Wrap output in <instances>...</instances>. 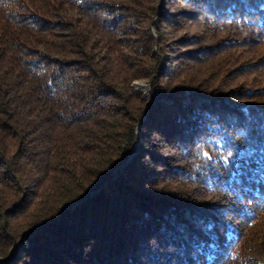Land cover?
<instances>
[{"label":"trees","instance_id":"1","mask_svg":"<svg viewBox=\"0 0 264 264\" xmlns=\"http://www.w3.org/2000/svg\"><path fill=\"white\" fill-rule=\"evenodd\" d=\"M263 44L264 0H0V264H264Z\"/></svg>","mask_w":264,"mask_h":264},{"label":"rangeland","instance_id":"2","mask_svg":"<svg viewBox=\"0 0 264 264\" xmlns=\"http://www.w3.org/2000/svg\"><path fill=\"white\" fill-rule=\"evenodd\" d=\"M257 50H258L257 52H260V53H262L264 55V44L262 46H260V47H257ZM260 60H261L260 64H264V57L261 58ZM218 67H220V66H218ZM231 68H233V70L230 71L228 76L225 77V79L227 81H229V82L235 80L238 77L237 72H235V68H237V64L233 63L230 67L225 68L224 70L225 71H229V70H231ZM215 70H216V68H212L210 71H215ZM246 76H242L243 78L240 76L241 78L238 79V81H234L233 83H231L229 87L234 88V89H238V90H239V87H241V86L245 87V88H248V89H259L262 85H264V73L262 71L256 69V71L251 73L249 77L246 78ZM131 86H133V88L135 90H142V89L146 90V91L149 90V85L146 82L133 81L131 83ZM261 89H263L261 94L264 95V88L261 87ZM256 99H259V98H255L254 100H256ZM248 100L249 101H247V100L246 101H242V103L246 104V103L256 102V101H251L253 99H251V100L248 99Z\"/></svg>","mask_w":264,"mask_h":264}]
</instances>
